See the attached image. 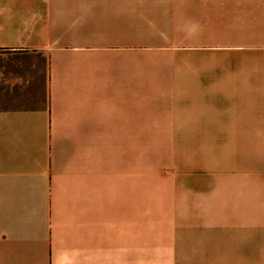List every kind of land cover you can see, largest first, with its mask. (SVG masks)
<instances>
[{
    "label": "crops",
    "instance_id": "0c3cea01",
    "mask_svg": "<svg viewBox=\"0 0 264 264\" xmlns=\"http://www.w3.org/2000/svg\"><path fill=\"white\" fill-rule=\"evenodd\" d=\"M263 6L0 0V264H264V49L218 33ZM130 20L217 36L130 53Z\"/></svg>",
    "mask_w": 264,
    "mask_h": 264
},
{
    "label": "rangeland",
    "instance_id": "374dc122",
    "mask_svg": "<svg viewBox=\"0 0 264 264\" xmlns=\"http://www.w3.org/2000/svg\"><path fill=\"white\" fill-rule=\"evenodd\" d=\"M258 10L264 11L263 7ZM168 17H173L168 14ZM258 19L264 18V12L258 13ZM132 18V16H130ZM127 30H113L112 34L128 37L130 53H144L145 55H184L198 54L204 43L203 37L217 36V31H203L199 28H189L199 26L200 22H135L128 23ZM227 26H236L235 23H226ZM153 26L163 28H151ZM183 28H175V27ZM255 30H242L228 28L218 31L220 37H225L226 41H232L238 37H256L258 50L264 49V21L256 22ZM173 27V28H172ZM188 27V28H185ZM169 66L170 63L168 62ZM160 68H167L161 66ZM169 68V67H168ZM256 209L258 230H264V161L257 157L256 173Z\"/></svg>",
    "mask_w": 264,
    "mask_h": 264
}]
</instances>
